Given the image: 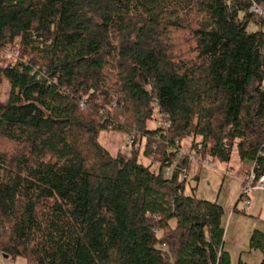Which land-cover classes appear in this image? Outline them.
<instances>
[{"label": "trees", "instance_id": "1", "mask_svg": "<svg viewBox=\"0 0 264 264\" xmlns=\"http://www.w3.org/2000/svg\"><path fill=\"white\" fill-rule=\"evenodd\" d=\"M250 4L0 0V85L10 84L0 104L3 256L232 264L224 207L185 192L191 160L180 147L190 138L199 158L218 162L236 148L264 174V31L249 28L264 17ZM102 130L144 140L150 163L136 150L112 155ZM249 248L264 264L263 231Z\"/></svg>", "mask_w": 264, "mask_h": 264}, {"label": "rangeland", "instance_id": "2", "mask_svg": "<svg viewBox=\"0 0 264 264\" xmlns=\"http://www.w3.org/2000/svg\"><path fill=\"white\" fill-rule=\"evenodd\" d=\"M249 28L264 31V24L260 26L254 22ZM9 93L10 84L3 80L0 85V104H6ZM155 125L154 120L148 122L150 128ZM131 138L126 132L102 130L98 140L114 156H131L136 150L138 161L149 164L150 160L143 153L145 141L137 142L133 146ZM182 144L180 153L184 156L191 151V139L183 140ZM204 159L209 161V165H204L200 160H191L187 172L181 176L182 180L185 179V192L195 193L198 198L218 202L224 207V247L231 255L232 264H238L240 260L246 264H260L262 252L250 249L249 239L254 230L264 232V190L248 192L249 203L244 199L239 200L240 194L245 191L241 180L252 168L253 163L242 160L236 148L229 162L213 161L209 157ZM0 264H26V260L22 257L5 258L0 253Z\"/></svg>", "mask_w": 264, "mask_h": 264}, {"label": "built area", "instance_id": "3", "mask_svg": "<svg viewBox=\"0 0 264 264\" xmlns=\"http://www.w3.org/2000/svg\"><path fill=\"white\" fill-rule=\"evenodd\" d=\"M249 11L251 13L257 14L261 17H264V6L259 4L258 2L251 0V4L249 7ZM10 55H18V46L16 45L13 49H10L9 51ZM159 124V122H158ZM135 138H131V140L133 141ZM140 140V139H138ZM181 157H186L188 156L190 160H200L204 165H209V161L207 159L204 158H199L196 155L195 151H190L187 154H184V156H182V154L180 153ZM199 158V159H198ZM171 169L168 168L166 170V174L169 175L170 174ZM242 184L244 185L245 191L244 193L247 195V199L246 202L249 203L250 202V198L248 196V192L252 191V190H264V174L257 176L253 170V168H251V170L244 176V178L241 180ZM0 253L3 254V252L0 251Z\"/></svg>", "mask_w": 264, "mask_h": 264}, {"label": "water", "instance_id": "4", "mask_svg": "<svg viewBox=\"0 0 264 264\" xmlns=\"http://www.w3.org/2000/svg\"><path fill=\"white\" fill-rule=\"evenodd\" d=\"M4 257H5V258H7V257H8V255H5Z\"/></svg>", "mask_w": 264, "mask_h": 264}]
</instances>
